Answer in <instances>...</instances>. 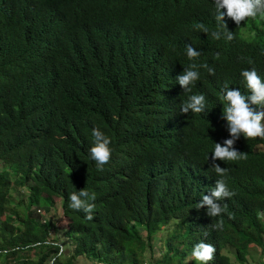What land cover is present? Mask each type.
I'll return each instance as SVG.
<instances>
[{
    "label": "trees",
    "instance_id": "obj_1",
    "mask_svg": "<svg viewBox=\"0 0 264 264\" xmlns=\"http://www.w3.org/2000/svg\"><path fill=\"white\" fill-rule=\"evenodd\" d=\"M129 3L119 15L110 0H0V264H74L80 257L96 264H186L201 241L216 249L207 264H232L230 251L245 264L252 245L264 253L263 151H249L258 175L237 182L238 207L226 206L217 217L179 221L171 199L181 184L195 180L190 175L168 191L153 193L146 185L159 166L130 147L128 129L135 133L138 123L128 110L149 102L151 91L130 83L145 64L142 35L153 33L140 30V11ZM28 47L40 53L41 68L5 79L21 59L17 51ZM239 79L237 72L215 71L202 90L208 93L203 118L221 121L227 139L219 97ZM94 128L111 141L102 169L90 157ZM236 142L264 138L241 135ZM14 187L17 195L27 189L25 199L12 201ZM82 189L89 196L81 199L94 205L90 213L69 207L70 193ZM57 204L67 219L62 229L52 222ZM221 220V229L212 227ZM157 239L159 257L152 255Z\"/></svg>",
    "mask_w": 264,
    "mask_h": 264
},
{
    "label": "clouds",
    "instance_id": "obj_2",
    "mask_svg": "<svg viewBox=\"0 0 264 264\" xmlns=\"http://www.w3.org/2000/svg\"><path fill=\"white\" fill-rule=\"evenodd\" d=\"M129 1L140 11V30L153 33V38L142 35L145 64L136 72L137 81L130 83L133 89H149V102H137L128 110L138 123L135 133L128 129L130 147L159 166L146 185L154 193L176 187L186 175L195 178L181 184L171 199L179 221L217 217L226 206L229 211L237 208V182L258 175L249 151L264 152L262 142H236L241 135L264 138V0H110L112 13L121 15L131 7ZM47 2L41 8L44 19L48 18L43 14ZM210 12L215 17L209 20ZM48 27L43 29L46 35ZM23 38L22 34L17 37ZM17 52L21 59L9 67L5 79L41 68L36 48ZM219 70L237 72L240 77L233 89L226 85L219 97L230 139L218 128L221 121L203 118L208 93L202 90L207 89L208 76ZM92 137L90 157L102 169L111 157V141L96 128ZM134 139L137 146L132 144ZM170 172L171 177L165 178ZM232 185L236 191L230 189ZM88 196L83 189L70 193L69 207L90 213L94 205L81 199ZM222 224L221 220L212 227L221 229ZM215 252L212 244L195 243L186 264L189 260L207 264ZM62 253L61 247L57 255Z\"/></svg>",
    "mask_w": 264,
    "mask_h": 264
},
{
    "label": "rangeland",
    "instance_id": "obj_3",
    "mask_svg": "<svg viewBox=\"0 0 264 264\" xmlns=\"http://www.w3.org/2000/svg\"><path fill=\"white\" fill-rule=\"evenodd\" d=\"M14 190L12 191V193L18 191V188L17 187H14L13 188ZM27 193V189H23L21 190V192H19V195H17L16 193L13 194L12 196V201L15 203L17 202L19 199H25V195ZM56 208H57V215H54L52 217V222L54 225H56L57 227H59L60 229H62L63 227H66V224H67V219L65 217H63V214L61 212V208H60V205L57 204L56 205ZM54 232L55 230L54 229H50V233H51V236L54 235ZM165 232V230H161L157 233V237H160L163 233ZM61 236V235H60ZM62 237V236H61ZM63 238V237H62ZM155 249H154V252L152 253L153 256H158L159 257V250H157L159 248V246L161 245L162 241L160 242L159 239H157L155 241ZM232 251L229 252V255H230V258H231V263L232 264H241L239 263L235 257H234V254L231 253ZM149 255V253H147V256ZM74 264H96L94 263L93 261H90L84 257H80V258H77L76 260H74L73 262ZM245 264H264V253H263V250L258 247V246H250L249 248V255L247 256V261Z\"/></svg>",
    "mask_w": 264,
    "mask_h": 264
}]
</instances>
